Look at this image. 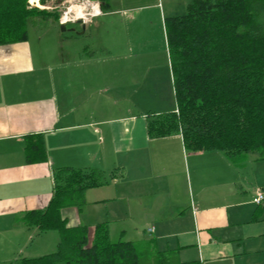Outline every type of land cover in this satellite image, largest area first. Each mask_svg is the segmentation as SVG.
Listing matches in <instances>:
<instances>
[{"label": "crops", "instance_id": "1", "mask_svg": "<svg viewBox=\"0 0 264 264\" xmlns=\"http://www.w3.org/2000/svg\"><path fill=\"white\" fill-rule=\"evenodd\" d=\"M171 1L110 0L107 11L97 1L89 21L78 19L70 30L85 33L118 13L134 22L139 11L152 9L164 25L190 0H182L180 12ZM38 55L29 35L0 44V264L32 229L24 213L48 206L54 172L65 167L98 169L106 181L85 191L80 209H62L69 226H88L90 238L98 223L107 222L111 236L114 224L144 219L148 236L138 240L152 238L178 262L264 264V205L253 202L255 188L264 189L258 153L229 159L219 151L186 150L181 134L152 137L148 121L97 109L95 91L66 84L65 59L51 68Z\"/></svg>", "mask_w": 264, "mask_h": 264}, {"label": "trees", "instance_id": "2", "mask_svg": "<svg viewBox=\"0 0 264 264\" xmlns=\"http://www.w3.org/2000/svg\"><path fill=\"white\" fill-rule=\"evenodd\" d=\"M97 1L110 8V0ZM27 4L0 0V44L27 40L29 23L50 15ZM164 30L176 107L150 117V136L181 134L190 152L229 159L257 152L264 159V0H190L183 13L165 17ZM54 182L48 206L23 220L41 233L57 230V248L16 264H186L152 238L112 241L107 222L96 225L93 238L87 225H68L62 209L81 208L85 191L106 182L100 170L60 168Z\"/></svg>", "mask_w": 264, "mask_h": 264}, {"label": "rangeland", "instance_id": "3", "mask_svg": "<svg viewBox=\"0 0 264 264\" xmlns=\"http://www.w3.org/2000/svg\"><path fill=\"white\" fill-rule=\"evenodd\" d=\"M94 2L97 1L53 0L52 3L42 2L40 7H33L48 9L50 13L47 18L41 14L36 17V24L31 22L28 25V35L36 56L43 52V59L51 68L58 63L64 64L65 59V65L68 67L61 71L64 73V82L71 83L74 88L85 87L88 92L95 91L97 109L105 112L108 107H113V116L133 113L135 118L145 122L155 113L175 109L170 57L159 12L153 9L139 11L135 21L130 23H126L124 17L118 13L101 17L99 27H93L85 33L81 34V30H70L78 25L73 24L78 19L89 21L90 14L94 13ZM182 3V0L171 1L176 12L183 10ZM72 4L85 7L84 15L80 17L75 12L70 13L71 18L76 20L65 24L67 29L62 30L57 23H60ZM27 7L32 9L28 4ZM167 10L169 12V9ZM55 14L58 16V22L54 20ZM39 62L42 64L41 60ZM187 180L189 181L188 178ZM191 189H194L193 185ZM190 193V187L187 185V199ZM146 222L141 219L114 224L112 241H135L143 236L147 237V234H143ZM123 229L127 231L121 235ZM19 240L20 243H17L15 248L8 249L6 264H11V261L15 262L20 257H39L55 251L59 232L49 230L36 233L32 228L26 237Z\"/></svg>", "mask_w": 264, "mask_h": 264}, {"label": "built area", "instance_id": "4", "mask_svg": "<svg viewBox=\"0 0 264 264\" xmlns=\"http://www.w3.org/2000/svg\"><path fill=\"white\" fill-rule=\"evenodd\" d=\"M28 6L30 8L40 7V1L39 0H28ZM95 7L97 9H99V3H97L96 6L93 4L92 8H95ZM67 12H65V14L62 16V18L60 20V24H67L70 21L72 22V21L76 20V19L71 18L70 14H68ZM75 18H77V17H75ZM253 202L256 205H264V190H263V188H261V187L255 188V196L253 198ZM149 230H152V229H149Z\"/></svg>", "mask_w": 264, "mask_h": 264}, {"label": "bare ground", "instance_id": "5", "mask_svg": "<svg viewBox=\"0 0 264 264\" xmlns=\"http://www.w3.org/2000/svg\"><path fill=\"white\" fill-rule=\"evenodd\" d=\"M84 10H85V7L83 6H79L77 4H72L69 9H68V14L72 13V12H75L77 14V16H82L84 15ZM95 11V10H94ZM98 11V10H97Z\"/></svg>", "mask_w": 264, "mask_h": 264}, {"label": "water", "instance_id": "6", "mask_svg": "<svg viewBox=\"0 0 264 264\" xmlns=\"http://www.w3.org/2000/svg\"><path fill=\"white\" fill-rule=\"evenodd\" d=\"M61 29L62 30H66V25L65 24H61Z\"/></svg>", "mask_w": 264, "mask_h": 264}]
</instances>
